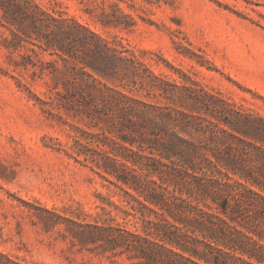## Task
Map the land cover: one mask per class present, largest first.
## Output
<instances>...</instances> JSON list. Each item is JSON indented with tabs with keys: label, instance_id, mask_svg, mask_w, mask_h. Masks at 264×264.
Instances as JSON below:
<instances>
[{
	"label": "trees",
	"instance_id": "obj_1",
	"mask_svg": "<svg viewBox=\"0 0 264 264\" xmlns=\"http://www.w3.org/2000/svg\"><path fill=\"white\" fill-rule=\"evenodd\" d=\"M59 4L0 0L6 69L47 77L50 102L89 127L73 156L122 192L142 226L68 219L77 243L130 259L122 264H264V115L170 63L173 73L156 71L146 52L110 42ZM109 5L103 24H135ZM0 264L30 263L0 249Z\"/></svg>",
	"mask_w": 264,
	"mask_h": 264
},
{
	"label": "rangeland",
	"instance_id": "obj_2",
	"mask_svg": "<svg viewBox=\"0 0 264 264\" xmlns=\"http://www.w3.org/2000/svg\"><path fill=\"white\" fill-rule=\"evenodd\" d=\"M56 1L64 16L110 42L146 52L156 71L173 73L170 63L247 111L264 115V3ZM110 1L132 14L131 28L103 24V16H111ZM4 31L0 26V249L30 264L130 262L81 247L68 230V219L115 218L112 223L132 230L142 226L126 215L122 192L73 156L75 135L89 127L50 102L47 77L33 78L26 69L7 71Z\"/></svg>",
	"mask_w": 264,
	"mask_h": 264
}]
</instances>
